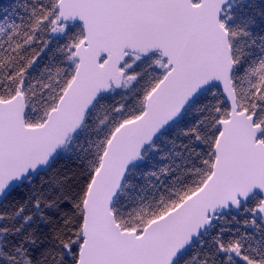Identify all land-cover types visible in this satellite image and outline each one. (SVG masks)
<instances>
[{"label":"snow or ice","instance_id":"6c2138e0","mask_svg":"<svg viewBox=\"0 0 264 264\" xmlns=\"http://www.w3.org/2000/svg\"><path fill=\"white\" fill-rule=\"evenodd\" d=\"M0 264H264V0H0Z\"/></svg>","mask_w":264,"mask_h":264}]
</instances>
